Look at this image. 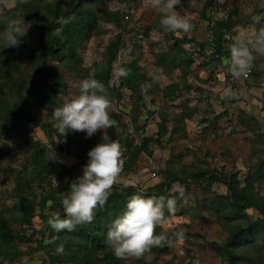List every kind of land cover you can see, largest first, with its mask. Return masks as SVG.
Here are the masks:
<instances>
[{
    "label": "rangeland",
    "instance_id": "obj_1",
    "mask_svg": "<svg viewBox=\"0 0 264 264\" xmlns=\"http://www.w3.org/2000/svg\"><path fill=\"white\" fill-rule=\"evenodd\" d=\"M43 1L66 6L70 0ZM84 4L93 8V25L75 42L74 63L65 55L61 60L50 58L47 61L48 68L58 72L61 81L44 99V106L31 109L32 114L55 124L54 110L80 94L82 80L94 78L107 89L113 106L110 116L117 124L107 128L106 132L110 139L122 145L124 158L128 145L132 147L141 138L145 139L146 151L138 154L132 167L122 174V181L145 190L163 178L161 171L183 177L190 171L212 169L234 173L239 186L249 180L252 190L264 199V104L249 91L251 86L264 87V82L249 73L247 77L226 84L231 75L229 58L211 57L214 20L224 17L234 5L237 18L244 23L235 24L224 38L235 41L245 32H256L254 17L264 18V0H213L212 5L206 0H181L176 12L188 19L193 29L179 34L162 29L161 13L151 6V0H95ZM104 10L118 12L120 27L107 20ZM13 11L11 0H0V68L9 73L8 82L22 78L23 85L30 88L35 83L32 62L22 44L19 48L3 49V34L13 24L21 28L30 27L25 47L33 50L37 40L35 26H30L21 13ZM116 35L120 38L119 47L110 72L104 79L105 46ZM175 38L186 41L176 42ZM4 52L8 54L5 55L7 60H4ZM158 54L166 56L159 59ZM176 54L191 57L189 65L183 69L176 67L175 63L179 61V58L173 59ZM263 60L264 57L256 58V62ZM73 64L76 66L74 69ZM126 64L133 65L136 71L137 84L132 89L121 85L114 76V66L124 68ZM36 85L41 87L37 82ZM228 88L236 95L221 99ZM2 91L7 93L8 90L3 88ZM255 111L259 120L253 116ZM258 112L262 114L260 117ZM102 135V131H97L89 138L84 132L70 131L66 140L96 143L103 142ZM56 138L52 137L54 143ZM32 141H38L37 149L30 148ZM51 148L58 160L63 161L54 162L69 168L68 177L49 175L47 169L41 167L53 162L48 160ZM33 151H36L35 163L30 158ZM87 162L53 147L35 122L0 135V214L11 228L29 236L28 241L7 236L0 240L4 249L22 252L11 260L0 254V264H48L46 252L51 255L57 253L56 248L61 244L64 251L68 249L69 237L46 243L48 231L37 204L40 197L37 185L42 183L46 189L59 183L67 184L68 181L70 186L82 175ZM258 163L263 166L262 172H255ZM151 172L154 176L150 175ZM17 182L22 184V192L28 199L34 197V212L29 226L18 222L14 215L10 216L17 204ZM24 182L29 186H25ZM203 186L202 182L184 184L173 181L165 199L175 200V212L168 214L166 211L164 223L156 229L157 234L167 235L168 243L153 247L140 259H119L118 264H226L225 257L216 252L211 244L223 242L229 227L220 225L211 213L213 210L206 209L208 201L215 195L224 194L226 189L220 183H212L209 190ZM55 204L46 201L43 213H58L60 218H65L64 207L60 211ZM244 212L249 219L259 217L253 208H246ZM41 231L44 232L42 236ZM178 233L183 234L182 238L178 237ZM40 237L42 248L37 247ZM253 241L261 245L259 253L252 247L240 249L241 254L245 251L248 259L240 258L238 262L264 264V241L257 236ZM101 252L96 251L91 264H101L98 259L102 256ZM257 255L259 260H256Z\"/></svg>",
    "mask_w": 264,
    "mask_h": 264
},
{
    "label": "trees",
    "instance_id": "obj_2",
    "mask_svg": "<svg viewBox=\"0 0 264 264\" xmlns=\"http://www.w3.org/2000/svg\"><path fill=\"white\" fill-rule=\"evenodd\" d=\"M94 1L70 0L66 6H61L57 3L44 2L43 0H27L26 3L18 2L14 7L13 12L18 11L21 13V16L28 20L30 26H35L34 32L37 40L34 49L30 50V48L25 47L31 31L30 27L27 30L28 35L26 34L22 43L28 59L32 62L35 83L28 88L23 85L22 78L8 82L9 73H6L7 71L0 68V135L8 134L13 129L21 128L26 124L35 122L38 123L43 134L53 147L85 161H88V151L97 143H101L100 141L96 143H85L78 139L73 142L66 140V142L55 144L52 137L58 136L59 133L55 129L54 123L46 119L37 118L31 112V109L45 105L43 104L44 99L50 95L61 81L59 73L51 71L48 68L47 61H50V58L61 60L65 55L69 58V61L75 62L72 59L74 58V44L93 25V8L86 6L84 3H92ZM206 3L212 5L213 0H206ZM236 13V7L231 5L224 17L214 20V26L212 27V58L215 57L216 59L221 56H226L230 60V47L234 40L226 39L224 35L230 33L235 24L244 23L243 20L237 18ZM104 14L107 20L111 21L115 26L120 27V16L117 11L109 12L104 10ZM254 26L256 32L261 30L264 26V18H260L259 22L254 23ZM119 41L120 38L116 35L105 46L104 79L110 72L111 62L118 50ZM175 41L181 42L186 41V39L175 38ZM5 55L8 54L4 52V60H7ZM165 56L166 54H158L159 59ZM176 58H179V61L175 63V66L179 68L188 66L191 62V57L189 56L181 57L177 55L173 57V59ZM124 68L129 70V74L126 77H120L119 81L121 85L132 89L137 84V78H135L136 71L131 64H126ZM250 73L258 81L264 82V60L261 62H256L255 60ZM7 82L9 84L8 86L6 85ZM36 82L41 87H37ZM3 88H7V93L2 91ZM38 146V141H32L30 144L31 149H37ZM145 146L144 138H141L139 143L132 147L127 146V154L124 158V173L132 167L138 154L146 151ZM30 155V158H33L35 163L36 151H33ZM41 167L46 168V172L49 175L59 174L58 176L68 177L70 172L69 168L54 161L50 164H44ZM262 170V164L258 163L255 172H262ZM161 172L163 178L152 186L145 188V190H140L132 185L127 188H123L121 185L115 186L106 204L103 206L104 208L96 212L93 222L78 226L74 232H56L48 224V221L53 219L55 215H46L43 213L44 205L48 200L55 202V205L59 207L60 211L63 210L64 206L61 204V201L69 190V182L67 181V184L59 183L51 185L50 188L46 189L42 187V183L38 184L37 187L40 190V197L37 204L39 212H41V218L46 222L45 229L48 231L47 240L69 237L68 249L63 251L62 254L55 253L51 255L48 252L45 253L47 263L68 262L69 264H91L96 251H102V256L98 258L101 264H118L119 259L115 257L113 250L104 240V236L113 228L114 221L124 213L128 200L133 195H142L145 198H159L161 196L166 198L168 197V190L172 182L177 180L184 184L188 182H202L206 190H209L212 183H220L225 186V193L215 195L209 200L206 209H209L208 211L213 210L211 213L216 217L220 225L229 227L228 235L223 242L211 244L216 252L221 253L225 257L226 264H244L243 262H238L240 258H244L246 261L248 259V255L245 256L244 254L245 251L242 254L240 253L242 249L252 247L257 254L259 253L261 245L254 242L253 239L257 236L261 237L262 241H264V199L252 190L249 180L244 185L239 186L234 173L227 174L212 169L190 171L183 177L171 175L167 171ZM21 185L18 182L15 184L18 189L15 192L17 204L13 207L14 211L10 212V216L14 215L18 222L29 226L34 212V197L33 199H28V196L22 192ZM24 185L29 186V183L24 182ZM109 204L110 206H108ZM246 208L255 209L259 217L254 219L247 218L244 212ZM43 233L41 231L40 235L42 236ZM6 236L21 241L29 240V236L19 234L15 229L11 228L6 219L0 214V240ZM37 247H43L41 237L37 241ZM0 254L5 259L11 260L13 257L21 255L22 252L20 250L4 249L0 243ZM259 259L260 256L257 255L256 260Z\"/></svg>",
    "mask_w": 264,
    "mask_h": 264
},
{
    "label": "clouds",
    "instance_id": "obj_3",
    "mask_svg": "<svg viewBox=\"0 0 264 264\" xmlns=\"http://www.w3.org/2000/svg\"><path fill=\"white\" fill-rule=\"evenodd\" d=\"M12 6L26 3L27 0H11ZM181 0H151V6L161 13L160 25L165 32L189 33L193 24L180 16L176 9ZM260 17H254L259 22ZM27 27L21 28L13 24L3 34L5 48H19L27 34ZM264 57V28L258 32L238 36L230 47V68L234 79L247 77L251 72L257 57ZM2 59V57H0ZM129 70L119 65L114 66V76L118 80L126 77ZM80 94L53 112L56 121L55 129L59 133L55 143L66 142L68 132H84L91 137L97 131H102V141L92 147L87 155L88 162L83 173L73 181L61 204L64 206L66 217L60 218L57 213L48 224L56 232H74L78 226L93 222L96 210L102 208L113 188L130 185L121 180L124 169V149L119 141L110 139L106 129L116 126L117 121L110 116L112 103L107 89L94 78L81 81ZM236 95L230 88L225 89L221 99H230ZM48 160H58L51 148ZM183 196V192H180ZM175 200L161 196L147 197L133 195L127 202L124 213L114 221V226L107 232L106 243L111 247L118 259H140L150 253L153 247H162L168 243L166 234H157L156 229L162 225L168 214L175 212ZM182 238V233L177 234ZM56 238L46 243H54ZM57 253H63V245H58Z\"/></svg>",
    "mask_w": 264,
    "mask_h": 264
},
{
    "label": "crops",
    "instance_id": "obj_4",
    "mask_svg": "<svg viewBox=\"0 0 264 264\" xmlns=\"http://www.w3.org/2000/svg\"><path fill=\"white\" fill-rule=\"evenodd\" d=\"M249 91L252 93V94H254L256 97H257V99H259L260 100V102L262 101L263 102V104H264V87H258V86H251V87H249ZM261 102V103H262ZM264 109V108H263ZM260 111V110H259ZM263 112H264V110H263ZM258 113H260V112H258ZM262 114L260 113L259 114V117L261 116ZM253 116H254V118L255 119H258V114H257V112L255 111V113L253 114ZM259 120V119H258Z\"/></svg>",
    "mask_w": 264,
    "mask_h": 264
},
{
    "label": "built area",
    "instance_id": "obj_5",
    "mask_svg": "<svg viewBox=\"0 0 264 264\" xmlns=\"http://www.w3.org/2000/svg\"><path fill=\"white\" fill-rule=\"evenodd\" d=\"M233 81H235V79L232 77V75H230L229 77H228V79L226 80V84H231ZM122 174H124V171L122 172ZM122 174H121V176H122ZM151 176H154V173L153 172H151V174H150Z\"/></svg>",
    "mask_w": 264,
    "mask_h": 264
}]
</instances>
